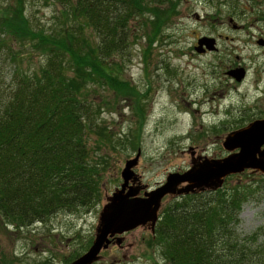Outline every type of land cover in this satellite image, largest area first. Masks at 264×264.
<instances>
[{"label":"rangeland","instance_id":"rangeland-1","mask_svg":"<svg viewBox=\"0 0 264 264\" xmlns=\"http://www.w3.org/2000/svg\"><path fill=\"white\" fill-rule=\"evenodd\" d=\"M5 2L0 0V4ZM58 10L39 0L25 3L34 28L54 26ZM171 11L174 13L152 45L147 40L151 34L148 23L138 19L129 26L132 43L122 63V78L140 93L148 91L143 100L144 119L134 115L131 98L98 87L88 93L95 115L86 144L90 159L102 164L99 204L79 213L59 212L46 223L20 230L0 219V264H65L85 241L91 240L89 247L92 245L104 208L124 183L122 173L128 177L126 192L144 197L170 174L206 169L208 163L235 154L237 149L223 148L225 138L264 120V45L257 43L264 41V21L253 15L249 3L181 0ZM197 37L216 39L218 52L197 56L192 50ZM12 48L19 52L22 71L30 73L39 64V53L27 46ZM234 67L246 72L241 83L226 75ZM12 71L6 50L0 47V99L13 88ZM104 135L112 138L110 143ZM129 142L138 147L130 148ZM225 182L228 187L240 185L246 193L247 187L252 190L239 214L238 233L243 237L264 226V173L245 169L226 177L219 188ZM187 186L191 183L177 184L160 201L155 224L165 205ZM154 226L146 221L131 231L109 234L108 243L91 264H167L155 246H147ZM89 247L68 264L81 259Z\"/></svg>","mask_w":264,"mask_h":264},{"label":"trees","instance_id":"trees-1","mask_svg":"<svg viewBox=\"0 0 264 264\" xmlns=\"http://www.w3.org/2000/svg\"><path fill=\"white\" fill-rule=\"evenodd\" d=\"M39 1L59 9L49 29L34 28L26 0L0 4V47L13 64V88L0 99V219L16 230L99 204L102 164L90 159L86 144L95 115L88 93L98 87L131 98L134 115L144 119L148 91L140 93L122 78L132 43L129 26L138 19L148 23L152 45L181 0ZM246 1L264 21V0ZM16 45L39 53L32 72L21 70ZM225 185L165 205L147 246H155L167 264H264V226L243 237L238 233L239 214L252 190Z\"/></svg>","mask_w":264,"mask_h":264},{"label":"water","instance_id":"water-1","mask_svg":"<svg viewBox=\"0 0 264 264\" xmlns=\"http://www.w3.org/2000/svg\"><path fill=\"white\" fill-rule=\"evenodd\" d=\"M257 43L259 46L264 45L263 40H258ZM197 44V50L203 45L212 50L214 39L203 37L198 40ZM245 74L243 68H235L226 72V75L236 82H241ZM222 146L226 151L237 149L238 152L220 161L208 163L206 169L189 171L185 174H170L161 186L145 193L144 197H136L137 192H126L128 177L122 173L124 183L114 194L112 202L104 208L100 229L95 240L88 252L73 264H91L96 260L103 246L106 242L108 243L109 234L113 237L115 234L131 231L146 221H151L153 227L160 201L177 184L191 183V186H187L178 193L180 196L195 193L197 190L200 192L216 190L226 177L242 173L245 169H256L264 173V120H256L247 127L230 133ZM130 166L131 163H128V168Z\"/></svg>","mask_w":264,"mask_h":264},{"label":"flooded vegetation","instance_id":"flooded-vegetation-1","mask_svg":"<svg viewBox=\"0 0 264 264\" xmlns=\"http://www.w3.org/2000/svg\"><path fill=\"white\" fill-rule=\"evenodd\" d=\"M200 39V37H197L195 40H196V44L198 42V40ZM218 42L216 41V39H214V47L212 50H209L207 49V47L205 45H203L202 47L199 48V50H197V45L192 47V50L194 51V53L197 55V56H204V55H207V54H210V53H217L218 52ZM236 68V67H234ZM233 69V68H231ZM229 69V70H231ZM230 79H232L231 77H229ZM233 80V79H232Z\"/></svg>","mask_w":264,"mask_h":264}]
</instances>
